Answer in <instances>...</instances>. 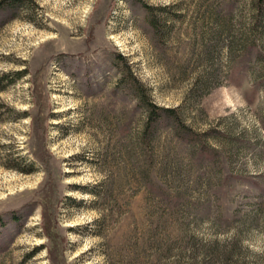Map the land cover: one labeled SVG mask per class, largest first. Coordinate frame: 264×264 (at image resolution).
<instances>
[{
	"label": "rangeland",
	"instance_id": "rangeland-1",
	"mask_svg": "<svg viewBox=\"0 0 264 264\" xmlns=\"http://www.w3.org/2000/svg\"><path fill=\"white\" fill-rule=\"evenodd\" d=\"M20 1L0 9V264H264V4ZM141 94L206 150L145 137Z\"/></svg>",
	"mask_w": 264,
	"mask_h": 264
},
{
	"label": "trees",
	"instance_id": "trees-1",
	"mask_svg": "<svg viewBox=\"0 0 264 264\" xmlns=\"http://www.w3.org/2000/svg\"><path fill=\"white\" fill-rule=\"evenodd\" d=\"M6 2H8V6L10 7H18L21 3L20 0H0V9L5 8ZM264 0H257L256 9L261 11L263 8ZM155 20H153L154 22ZM7 74L3 76V78H7ZM140 98L145 102L144 110L146 112V120L144 122L143 133L145 137L153 132L154 129H158L160 126L167 127L172 130L173 134L178 138H187L190 141H197L198 139L201 141L202 146L200 149L202 151L206 150V145L203 144L201 139V133H198L191 126L186 124L182 119L178 117L177 110L174 107H165L157 104L152 101L150 98L145 99L142 94ZM158 204L164 207L165 210H173L175 208L186 207L188 203H182L177 198H169L168 200H158ZM228 251H224L220 253V251L216 249H211L207 251V255H204L200 262L203 264H229L232 262V256L230 254L227 255ZM224 254V255H223Z\"/></svg>",
	"mask_w": 264,
	"mask_h": 264
},
{
	"label": "bare ground",
	"instance_id": "bare-ground-1",
	"mask_svg": "<svg viewBox=\"0 0 264 264\" xmlns=\"http://www.w3.org/2000/svg\"><path fill=\"white\" fill-rule=\"evenodd\" d=\"M52 36H54V35H52Z\"/></svg>",
	"mask_w": 264,
	"mask_h": 264
}]
</instances>
